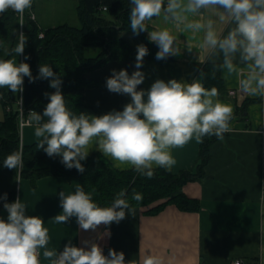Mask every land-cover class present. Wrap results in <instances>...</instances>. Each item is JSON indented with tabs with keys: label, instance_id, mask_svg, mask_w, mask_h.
<instances>
[{
	"label": "clouds",
	"instance_id": "9594fccd",
	"mask_svg": "<svg viewBox=\"0 0 264 264\" xmlns=\"http://www.w3.org/2000/svg\"><path fill=\"white\" fill-rule=\"evenodd\" d=\"M32 3L33 0H0V15L11 10L19 15L23 26V15ZM129 3L130 30L136 36L148 32L149 41L158 48L155 59L182 54L179 36L162 25L182 26L183 32L194 34L203 32L200 47L222 56L220 67L239 78L241 92L264 98V0H129ZM209 10L221 21L233 25L226 35H218L211 19L206 24L189 19L203 16ZM149 25H153V30L149 31ZM21 37L19 55L24 53L26 44L23 33ZM148 54L144 44L137 45L136 70L129 75L126 69H113L106 79L109 92L131 98L122 111L99 116L73 113L61 91V76L49 64H40L38 75L33 77L28 63L0 59V88L19 94L24 90L25 77L30 83L38 79L50 81L49 87L55 91L45 93L49 102L42 113L30 111L29 118L35 126L37 149H42L48 157H60L66 169L75 168L84 173L81 162L86 161L90 145L95 142L97 151L119 164L131 166L142 177L153 179L155 168L171 171L175 166L172 149L183 148L193 139L202 143L205 137L215 136L223 141L224 134L232 130L234 110L217 99L216 87L208 89L198 79L191 82L157 79L149 89L138 90L145 80L140 69ZM28 59L24 57L25 61ZM3 166L9 170L23 168V153H9ZM58 195L63 214H57L55 220L67 224L74 217L84 231H96L103 225L105 234L110 235L107 229L111 224H119L131 211L124 190L108 207H101L94 201L93 193L85 192L80 185L70 194L60 191ZM132 198L139 202L143 197L136 193ZM0 200L4 201L3 209L8 214L6 220L0 218V264H41V250L50 264H131L122 251L110 248L105 255L99 244L87 240L82 247L73 245L69 239L62 251L49 249L44 220L26 214V205L19 197L9 203L5 193ZM143 264H161V261L146 254Z\"/></svg>",
	"mask_w": 264,
	"mask_h": 264
},
{
	"label": "crops",
	"instance_id": "0c3cea01",
	"mask_svg": "<svg viewBox=\"0 0 264 264\" xmlns=\"http://www.w3.org/2000/svg\"><path fill=\"white\" fill-rule=\"evenodd\" d=\"M77 3L78 0H33L31 9L26 10V13L34 12L37 22L44 28L62 23L78 25ZM70 18H74V21H70ZM189 19L205 24L211 19L220 36L226 35L233 27L231 23L221 21L211 10L204 12L203 16H190ZM162 26L170 28L179 36L182 54L164 60L144 59L140 70L145 73V80L138 86V90L149 89L157 79L165 82L171 79L185 82L198 79L203 83L197 64L205 61L222 64V56L212 53L207 47H200L203 32H183L182 26L173 24ZM151 30L153 25H149ZM119 35L135 51L136 46L142 44L139 37L129 31L121 30ZM145 35L148 38L147 31ZM20 42L21 38L16 41L14 55L8 60L24 62L23 54L17 52ZM134 65L135 58L112 59L86 71L85 76L106 83L113 69H126L131 75L136 70ZM221 73L226 94L219 93L217 99L233 107V119L230 122L232 130L224 135L223 141L216 140L211 144V156L203 168V176L182 186L188 197L198 200L199 210H182L175 203H167L159 212L151 213L150 209L167 200L162 198L149 205L131 207L129 215L119 224H111L107 229L110 235H106L103 225L96 231H84L74 217L67 224L55 220L57 214H63L58 193L64 191L67 195L74 192L77 185H80L78 177L45 175L32 181L20 173L4 171L0 173V196L7 193L9 203L19 197L26 205V214L40 216L44 220V227L48 229V248L56 251L63 250L71 239L77 247L85 246V240L95 242L103 248L105 255L110 248L122 251L125 260L131 264H143L146 254L157 256L161 264H234L238 258L244 264H264V98L251 101L244 112H237L238 105L246 98L258 97L242 93L239 78L235 74L229 75L222 67ZM19 99L20 93L14 102L16 108ZM85 99L88 103L87 114L99 116L113 110L122 111L131 98L109 92L106 86L95 84L86 87ZM10 106L8 104L7 107ZM4 116L5 108L0 100V119ZM34 127L30 120L20 130L21 147L38 142ZM200 147L201 143L193 139L183 148L172 149L176 164L171 171L177 173L196 169ZM96 151L93 142L89 154ZM44 155V151L34 150L27 157ZM107 158L119 169L132 168ZM51 163L47 158L36 166ZM3 203L0 200V218L6 220L8 214L3 209ZM42 252L41 264H50Z\"/></svg>",
	"mask_w": 264,
	"mask_h": 264
},
{
	"label": "trees",
	"instance_id": "16d2710c",
	"mask_svg": "<svg viewBox=\"0 0 264 264\" xmlns=\"http://www.w3.org/2000/svg\"><path fill=\"white\" fill-rule=\"evenodd\" d=\"M129 0H78L77 14L79 25L68 23L56 26L42 27L29 13L24 16L23 39L26 40L23 60L28 56L33 77L38 75L39 65L49 64L53 71L61 76V91L66 106L70 111L79 115L87 113L88 103L85 99V89L91 85H103L105 82L93 81L85 76V72L102 66L112 59H134L136 51L119 35V31L130 30ZM20 17L9 10L0 15V59H10L14 55L16 41L20 38ZM43 36H40V33ZM132 33V32H131ZM149 54L144 59L155 58L158 48L149 41L145 32L138 35ZM168 59V58H167ZM202 73L203 85L211 89L216 87L221 95L226 94V86L222 77L220 63L205 61L197 64ZM49 80H35L29 82L24 79L23 100L26 110L34 109L43 112L48 98L45 93H52L55 89L49 87ZM18 93L0 89V100L5 108V116L0 119V173L10 171L20 173L35 181L45 175H64L68 178L78 177L80 186L85 192L93 193V199L101 207L111 206L116 195L124 190L125 199L130 207L149 205L159 199L167 198L149 211L159 212L167 203H175L182 210H199L198 200L188 197L182 186L203 176L204 166L208 163L211 144L218 140L215 136L205 137L201 143L199 163L196 169H186L179 172L155 168L154 178L142 177L132 168L119 169L101 152L88 155L84 165L85 172L80 173L75 168L66 169L60 162V157L35 156L27 157L30 151L37 149V142L29 145L20 143V129L18 111L14 102ZM258 98H246L238 105L237 112H244L251 101ZM8 104L11 106L8 108ZM236 112V113H237ZM225 135V134H224ZM14 151L23 153L24 166L21 169L9 170L3 166V160ZM50 159L51 164L37 167L38 162ZM139 193L142 200H133V195Z\"/></svg>",
	"mask_w": 264,
	"mask_h": 264
},
{
	"label": "built area",
	"instance_id": "2783aa9c",
	"mask_svg": "<svg viewBox=\"0 0 264 264\" xmlns=\"http://www.w3.org/2000/svg\"><path fill=\"white\" fill-rule=\"evenodd\" d=\"M29 14L32 18H34V19L36 18L34 12L31 11ZM25 15H26V11H25L23 18H22L23 23H24V16ZM20 23H21V18H20ZM21 33H23V26H21V24H20V38H22ZM40 36H43L42 32L40 33ZM16 109H17L18 114H19L18 115L19 129L22 130L25 125L30 123L29 112L34 111V109L26 110V108L24 106L23 92L20 93L19 104H18V107ZM60 251H62V250H60ZM234 264H244V261L242 259L238 258L234 261Z\"/></svg>",
	"mask_w": 264,
	"mask_h": 264
},
{
	"label": "rangeland",
	"instance_id": "374dc122",
	"mask_svg": "<svg viewBox=\"0 0 264 264\" xmlns=\"http://www.w3.org/2000/svg\"><path fill=\"white\" fill-rule=\"evenodd\" d=\"M70 21H74V18H70ZM73 24V22H71ZM78 25L80 24L79 20L77 21Z\"/></svg>",
	"mask_w": 264,
	"mask_h": 264
}]
</instances>
